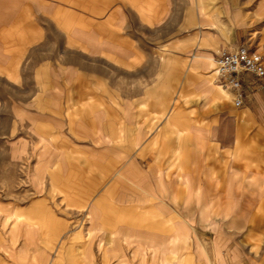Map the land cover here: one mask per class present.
<instances>
[{
  "label": "rangeland",
  "instance_id": "obj_1",
  "mask_svg": "<svg viewBox=\"0 0 264 264\" xmlns=\"http://www.w3.org/2000/svg\"><path fill=\"white\" fill-rule=\"evenodd\" d=\"M203 3L216 20L197 0H0V264H208L196 237L213 264H264V85L241 109L211 96L220 50L264 60V0ZM95 159L109 177L122 166L175 184L185 172L184 192L166 190L173 220L140 227L153 246L135 221L102 237L55 189V170L86 185ZM127 196L114 206L163 217ZM36 209L54 235L69 213L37 254L13 216Z\"/></svg>",
  "mask_w": 264,
  "mask_h": 264
},
{
  "label": "crops",
  "instance_id": "obj_2",
  "mask_svg": "<svg viewBox=\"0 0 264 264\" xmlns=\"http://www.w3.org/2000/svg\"><path fill=\"white\" fill-rule=\"evenodd\" d=\"M197 4L201 6L199 10L202 11L203 14L208 17V19L213 21L215 15H213L212 17H209L207 15L203 0H197ZM216 19L217 17H215V20ZM204 59L206 60L204 62L206 65L207 64L209 66L212 65L213 63L212 58L204 57ZM61 76H63V74ZM55 85H56V79H55ZM209 85H211V83ZM211 96L213 97V100L215 102L220 101L224 103L227 101V99H229V96L223 91L218 94L214 91L213 92L211 91ZM249 99L250 98L246 100V104L249 102ZM98 162L99 161L97 159L92 161V168L90 171H88V173L83 171L84 176L82 177H84L85 182H87V184L83 186L74 185L75 183L71 182L72 180L70 178L69 179L67 178L68 180L66 181L56 180L57 176L59 175L58 174L59 171L55 170V189H61L65 192L66 195L64 198L66 199L67 205L75 206L77 209L83 208V210L86 207L88 208V211L84 213L82 216H84V218L86 217L91 222L90 225H94L96 228H98L100 232H104L103 233L104 235L101 234L102 237L107 235L109 228H120V229L121 227L124 228V225L121 222L135 221V223L132 225V228L134 229V233H135L134 235L138 239H140V241L147 240L148 237V240L151 241L150 244H152L154 236H151V234L147 233L146 231L143 230L140 231V227L142 225L143 229H145L146 227L149 228L153 225V222H156L157 220H160V222L161 221L165 222L164 227H166V223L173 220L172 215L170 213L167 214L166 209L164 208V205H166V201H165L166 190L176 188V190L179 191V195L182 192H184V189L186 188L185 186L186 182L183 179L186 176L184 174L185 172L182 170L181 167H179V171L177 175V177L179 178V182L175 181V184H173L171 181L167 182L166 177L160 178L157 181L155 176H152V174L144 175L139 171H137V173L135 172L132 173L127 170H124V167L122 166H120L116 170V175H117L116 177H112L111 175H110L111 177H109L110 174L109 168L106 167V165H100ZM85 174L86 175L88 174V176H85ZM126 177L129 179L127 180ZM124 180L126 182H129V184L131 185L125 184ZM109 181L110 183L111 182L112 183L110 185H107V182ZM99 188L100 189L105 188V189L104 191H101V194L98 197V199L95 202H93V204H91V200L95 197V193L98 191ZM127 195H131V198L137 201L136 202L137 205L150 204L152 205L151 206L153 208V209L151 208L152 210L158 209L162 211L163 217H161L160 219H156V215L151 216V214L148 215V213L144 214L140 212L139 207L134 208V211L135 209H137L136 212L134 211L130 212V209L129 211L128 210L126 211L125 209H123L122 206L120 207L114 206V204L123 202L124 198L128 197ZM68 214L69 213H67L63 217L64 218L67 217ZM13 216L15 218V226L19 227L20 231H24L23 234L26 238L25 242L26 244L31 245L33 247V252L35 251V254H37L36 252L38 251V245L40 242L41 243L43 242L45 246V252H49V250H52L51 238L59 234L60 231L67 229V224L62 223L64 218L55 214V235H54V233H52L51 231L52 227L43 226L44 224L41 222L42 221L41 214L37 209L35 211L33 210V212H31L23 220L21 219L22 216L20 212L19 213H17V211L14 212ZM179 219L182 220L183 218L179 217ZM188 227L191 229V231H193V228L190 225H188ZM125 229L130 230V228L127 227L124 228V230ZM184 231L185 230L182 227H179L177 231L178 233L177 237L183 236ZM113 236H116V233L113 234ZM114 243H115V237L111 236L106 243H104L101 240L98 241V248L101 252L107 253L112 251L111 247L113 246ZM195 244L199 247L200 251H202L205 254L208 260V264H213L210 259L211 258L210 255L206 252L204 246L197 237ZM151 246H153V244ZM103 255L105 262H107L108 256L106 254ZM33 259H35L34 256L28 259L27 263L23 262L21 264L24 263L37 264L33 261ZM60 262L61 261L57 260L56 264H60Z\"/></svg>",
  "mask_w": 264,
  "mask_h": 264
},
{
  "label": "built area",
  "instance_id": "obj_3",
  "mask_svg": "<svg viewBox=\"0 0 264 264\" xmlns=\"http://www.w3.org/2000/svg\"><path fill=\"white\" fill-rule=\"evenodd\" d=\"M216 84L231 95L235 109L245 105L247 91L258 92L263 88L264 60L253 48L244 44L220 50L214 59Z\"/></svg>",
  "mask_w": 264,
  "mask_h": 264
},
{
  "label": "bare ground",
  "instance_id": "obj_4",
  "mask_svg": "<svg viewBox=\"0 0 264 264\" xmlns=\"http://www.w3.org/2000/svg\"><path fill=\"white\" fill-rule=\"evenodd\" d=\"M224 92V91H223Z\"/></svg>",
  "mask_w": 264,
  "mask_h": 264
}]
</instances>
